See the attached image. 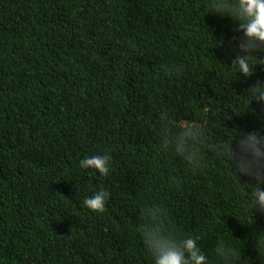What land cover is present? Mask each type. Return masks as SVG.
Listing matches in <instances>:
<instances>
[{
  "label": "trees",
  "instance_id": "obj_1",
  "mask_svg": "<svg viewBox=\"0 0 264 264\" xmlns=\"http://www.w3.org/2000/svg\"><path fill=\"white\" fill-rule=\"evenodd\" d=\"M215 2L0 0L3 264H154V233L264 264V42Z\"/></svg>",
  "mask_w": 264,
  "mask_h": 264
},
{
  "label": "clouds",
  "instance_id": "obj_2",
  "mask_svg": "<svg viewBox=\"0 0 264 264\" xmlns=\"http://www.w3.org/2000/svg\"><path fill=\"white\" fill-rule=\"evenodd\" d=\"M213 7L217 12H226L233 20L240 22L239 28L250 41L264 42V0H216ZM238 63L239 70L247 74L249 72L247 58H240ZM249 141L255 144L256 137H249ZM78 163L80 169L92 170L100 176L108 175L110 170L107 155L85 156ZM107 198V192L97 191L92 196L84 198L83 206L92 212L103 211ZM251 201L264 207V190L257 189L251 195ZM148 242L154 264H207V258L197 247V240L194 237L189 236L176 244L173 240L154 233L149 236ZM260 249L264 251V237L261 238ZM0 264L3 262L0 261Z\"/></svg>",
  "mask_w": 264,
  "mask_h": 264
}]
</instances>
